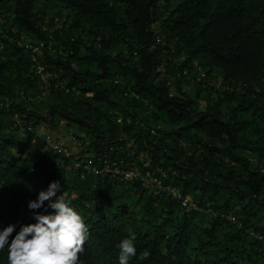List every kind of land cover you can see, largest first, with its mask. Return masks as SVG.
I'll use <instances>...</instances> for the list:
<instances>
[{
    "label": "trees",
    "instance_id": "trees-1",
    "mask_svg": "<svg viewBox=\"0 0 264 264\" xmlns=\"http://www.w3.org/2000/svg\"><path fill=\"white\" fill-rule=\"evenodd\" d=\"M63 13L52 40L72 46L64 59L41 30L45 16ZM0 29V227L34 222L27 202L60 180L88 225L80 264H117L115 245L129 233V264H264V0H0ZM22 34L45 43L35 61ZM37 63L70 92L43 95ZM197 68L237 90L220 96ZM24 122L83 137L94 165L106 153L159 167L202 211L137 182L82 177L75 155L20 137Z\"/></svg>",
    "mask_w": 264,
    "mask_h": 264
},
{
    "label": "clouds",
    "instance_id": "clouds-1",
    "mask_svg": "<svg viewBox=\"0 0 264 264\" xmlns=\"http://www.w3.org/2000/svg\"><path fill=\"white\" fill-rule=\"evenodd\" d=\"M60 193V180L49 181L34 200L27 202L34 222L22 224L18 230L11 223L0 227V253L5 254L0 264H80L88 225ZM135 239V233H129L115 245L117 264H129L136 255ZM148 255L146 249L139 258Z\"/></svg>",
    "mask_w": 264,
    "mask_h": 264
},
{
    "label": "built area",
    "instance_id": "built-area-1",
    "mask_svg": "<svg viewBox=\"0 0 264 264\" xmlns=\"http://www.w3.org/2000/svg\"><path fill=\"white\" fill-rule=\"evenodd\" d=\"M65 22L66 13L56 16L47 15L44 17L43 26H41V30L47 33V38L49 39V42L47 43V48L52 52V54H56L62 57L63 59L68 57V55L72 53V46H66L64 43L58 41L57 39H52L56 38V36H62V28ZM152 27L155 29L156 25L154 24ZM156 32H158L157 29ZM0 34H2L3 36L2 29H0ZM85 35L86 34L83 33L80 36L81 40L84 41V43L86 41ZM20 37L25 42L23 45L24 48L30 50V54L33 61H35L36 55H42V47L45 45L43 40H40L38 44H32L30 37L24 36L23 34ZM69 40L70 42H72L74 38L71 37ZM156 42L164 44V42L161 41L159 37H156ZM53 44L58 48L52 49L51 47ZM179 61L177 63H179ZM194 66L196 67L195 64ZM161 72H164L163 67L161 69ZM35 74L38 76L39 79L38 84L42 86L43 95L48 94L51 86H54L55 88L64 89L65 93L70 92V88L67 87L64 80L56 81L54 83L50 82V79H57L58 77L55 72L48 71L44 64H36ZM196 75L198 76L200 81L204 80L206 81L207 85L212 86L213 89L217 91L220 96H223L224 94H230L237 90L230 85L222 84L220 80L209 79L206 73L202 71V69L197 68ZM171 83V80H167L166 85L168 87H172ZM90 95L91 94H87V96ZM39 98L40 96L35 98L28 97V100L32 102ZM8 103L10 102L8 101ZM17 125H19V121L16 120L15 126ZM139 125L141 127H144L143 123H139ZM39 126L43 127L42 125L33 124L32 122H24L21 130L25 134H30L35 132V130ZM151 133L155 134L153 130H151ZM86 145V139L79 135H76L72 131H68L67 134L61 132L60 136L55 141H47L45 149L50 150L53 153L63 157H73L75 155V158L73 157L74 159H72L73 165L76 169H80L82 177L85 174H93L99 176L100 178L109 175L110 177H113L120 181L137 182L144 189H153L156 194H169L171 198L178 200L180 208L182 209L202 211V209H200L189 196L181 197L178 189L175 186L163 183L162 177L165 176V172L162 171L161 168H150L148 163H144L142 169H140L134 163L124 164L122 162L111 161L106 153L98 154L96 157H94L96 163H98V165H94L92 160L93 156L85 153ZM129 146L133 147V144L131 143ZM16 155L18 156L19 154L17 153ZM221 217L226 218L229 221L235 222V219L228 215L222 214ZM251 234L258 237L259 239L261 238L260 236L255 235L254 233Z\"/></svg>",
    "mask_w": 264,
    "mask_h": 264
},
{
    "label": "rangeland",
    "instance_id": "rangeland-1",
    "mask_svg": "<svg viewBox=\"0 0 264 264\" xmlns=\"http://www.w3.org/2000/svg\"><path fill=\"white\" fill-rule=\"evenodd\" d=\"M60 132H63L64 134H67L68 131L61 129ZM30 136L34 137V136H39L40 138H45L47 141H55L60 134L56 135L55 131H47L45 130L43 127H37V129L35 130V132L31 133ZM20 137H25V133H21ZM131 142L128 143V145H130Z\"/></svg>",
    "mask_w": 264,
    "mask_h": 264
}]
</instances>
